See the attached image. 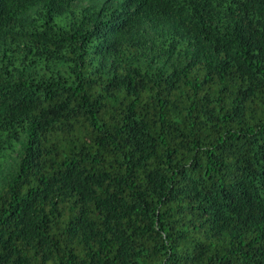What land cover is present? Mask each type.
Masks as SVG:
<instances>
[{"label": "trees", "instance_id": "1", "mask_svg": "<svg viewBox=\"0 0 264 264\" xmlns=\"http://www.w3.org/2000/svg\"><path fill=\"white\" fill-rule=\"evenodd\" d=\"M0 264H264V0H0Z\"/></svg>", "mask_w": 264, "mask_h": 264}]
</instances>
